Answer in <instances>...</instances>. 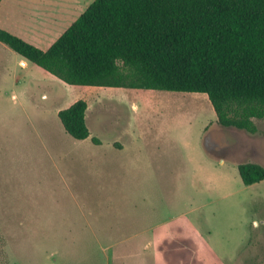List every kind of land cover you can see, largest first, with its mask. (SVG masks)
I'll return each instance as SVG.
<instances>
[{
    "label": "rangeland",
    "instance_id": "374dc122",
    "mask_svg": "<svg viewBox=\"0 0 264 264\" xmlns=\"http://www.w3.org/2000/svg\"><path fill=\"white\" fill-rule=\"evenodd\" d=\"M58 1L9 10L39 21ZM71 1L80 14L93 0ZM8 49L0 264H264V179L247 185L238 169L264 165V118L254 133L226 127L206 93L69 84ZM79 98L85 139L56 114Z\"/></svg>",
    "mask_w": 264,
    "mask_h": 264
},
{
    "label": "trees",
    "instance_id": "16d2710c",
    "mask_svg": "<svg viewBox=\"0 0 264 264\" xmlns=\"http://www.w3.org/2000/svg\"><path fill=\"white\" fill-rule=\"evenodd\" d=\"M0 41L69 84L206 93L218 123L252 133L264 118V0H93L47 49L3 27ZM87 108L58 112L76 139ZM238 169L264 179L259 162Z\"/></svg>",
    "mask_w": 264,
    "mask_h": 264
},
{
    "label": "crops",
    "instance_id": "0c3cea01",
    "mask_svg": "<svg viewBox=\"0 0 264 264\" xmlns=\"http://www.w3.org/2000/svg\"><path fill=\"white\" fill-rule=\"evenodd\" d=\"M11 1L12 0L10 1L1 0L0 2V27L6 28L18 34L19 36L23 37L29 42L36 44L42 49H47L74 22V20H76V18L87 8L85 7L84 9H82L83 11H81L80 14H74L73 10L75 9L78 10L79 8L78 4L80 3V1L74 3V1H71V0H61V1H58L57 4L55 5L45 6L40 11L36 12L35 15L37 16L39 15L38 17L39 21H37L35 18H31V17L29 18L24 15H20L21 12L15 13L12 10H9V8H12L13 6ZM71 3H73V5ZM16 11H18V9ZM72 14L73 16L75 15V17L71 19ZM32 16L34 15L32 14ZM55 30L56 31L59 30V32H58L57 37L54 39L53 35L56 33ZM0 43H1L0 44L1 51L3 49L7 50L8 52L10 51L8 49L9 46H7L1 41ZM2 44H4L5 46ZM18 62L22 66H28L27 59L23 58L22 56L18 58ZM4 69L9 70V67L5 63V61L0 57V70H4ZM44 71L47 72L46 69H44ZM0 74H1V71H0ZM49 75L52 77L58 78L57 76H54L52 73ZM60 109L62 108L60 107L57 110L56 114H58Z\"/></svg>",
    "mask_w": 264,
    "mask_h": 264
},
{
    "label": "bare ground",
    "instance_id": "6f19581e",
    "mask_svg": "<svg viewBox=\"0 0 264 264\" xmlns=\"http://www.w3.org/2000/svg\"><path fill=\"white\" fill-rule=\"evenodd\" d=\"M24 64H25V62H24Z\"/></svg>",
    "mask_w": 264,
    "mask_h": 264
},
{
    "label": "water",
    "instance_id": "95a60500",
    "mask_svg": "<svg viewBox=\"0 0 264 264\" xmlns=\"http://www.w3.org/2000/svg\"><path fill=\"white\" fill-rule=\"evenodd\" d=\"M262 164V163H261Z\"/></svg>",
    "mask_w": 264,
    "mask_h": 264
}]
</instances>
